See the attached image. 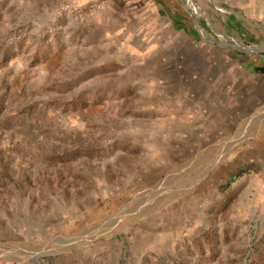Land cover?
Listing matches in <instances>:
<instances>
[{
  "label": "rangeland",
  "instance_id": "rangeland-1",
  "mask_svg": "<svg viewBox=\"0 0 264 264\" xmlns=\"http://www.w3.org/2000/svg\"><path fill=\"white\" fill-rule=\"evenodd\" d=\"M177 2L0 0V264H264V0Z\"/></svg>",
  "mask_w": 264,
  "mask_h": 264
},
{
  "label": "crops",
  "instance_id": "crops-1",
  "mask_svg": "<svg viewBox=\"0 0 264 264\" xmlns=\"http://www.w3.org/2000/svg\"><path fill=\"white\" fill-rule=\"evenodd\" d=\"M97 0H35L36 8L39 9L35 17L40 26L48 21V13L67 3L77 2L86 4ZM106 11L95 17V20L86 27L90 32L105 36L119 34L121 36L151 37L167 31L169 21L179 20L182 14L181 6L177 0H105ZM171 19H170V18ZM159 20L164 21L158 25ZM158 25V26H157ZM155 27V28H154ZM157 32H153V31Z\"/></svg>",
  "mask_w": 264,
  "mask_h": 264
},
{
  "label": "built area",
  "instance_id": "built-area-1",
  "mask_svg": "<svg viewBox=\"0 0 264 264\" xmlns=\"http://www.w3.org/2000/svg\"><path fill=\"white\" fill-rule=\"evenodd\" d=\"M64 10L67 12L73 13L75 16H81L86 11L85 8H80V7H72V8L68 7V8H65Z\"/></svg>",
  "mask_w": 264,
  "mask_h": 264
},
{
  "label": "trees",
  "instance_id": "trees-1",
  "mask_svg": "<svg viewBox=\"0 0 264 264\" xmlns=\"http://www.w3.org/2000/svg\"><path fill=\"white\" fill-rule=\"evenodd\" d=\"M259 71H261L262 73H264V67L263 68H259Z\"/></svg>",
  "mask_w": 264,
  "mask_h": 264
}]
</instances>
